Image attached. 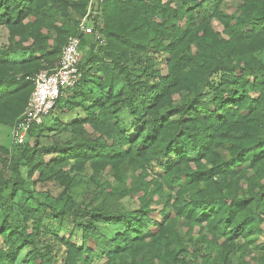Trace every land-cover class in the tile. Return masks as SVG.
I'll list each match as a JSON object with an SVG mask.
<instances>
[{
    "label": "trees",
    "instance_id": "obj_1",
    "mask_svg": "<svg viewBox=\"0 0 264 264\" xmlns=\"http://www.w3.org/2000/svg\"><path fill=\"white\" fill-rule=\"evenodd\" d=\"M90 1L0 0V26L9 32L0 46L1 125L13 128L21 119L32 77L58 64L71 34L80 36L81 51L92 40L80 70L83 77L91 69L101 91L84 93L79 81L50 111H82L70 124L77 141L40 146V122L28 132L33 146L16 143L12 151L0 144L1 183L26 190L25 167L35 186L59 188L62 203L31 196L14 204L0 193V264H233L232 255L264 237V61L256 55L264 52V0H241L232 13L223 0L94 1L103 43L77 29ZM58 16L76 25L67 38ZM19 53L28 58L14 61ZM120 80L127 90L114 94ZM183 93L186 102L174 105ZM87 124L97 135H87ZM88 165L93 183L108 171L115 183H102L92 201L103 198L93 207L77 204L71 193ZM131 195L139 206L125 209L118 200ZM12 207L17 224L7 212ZM66 220L74 226L62 234ZM257 248L255 264H264V243Z\"/></svg>",
    "mask_w": 264,
    "mask_h": 264
},
{
    "label": "rangeland",
    "instance_id": "obj_2",
    "mask_svg": "<svg viewBox=\"0 0 264 264\" xmlns=\"http://www.w3.org/2000/svg\"><path fill=\"white\" fill-rule=\"evenodd\" d=\"M96 3L99 4V2L101 3V0H94ZM241 0H223L222 1V7L223 9H225L226 11L232 13L235 12V10L238 7V4L240 3ZM93 2V6L96 4ZM97 5V4H96ZM101 11V9H100ZM72 17L74 20H76L78 18V16L73 12L72 13ZM72 18H64L63 16H58L57 21L58 24H66V30H67V34H66V38L70 35L71 32L75 31V27L76 25L74 24L73 20H70ZM101 22H103V15L101 16ZM213 27L215 28V30H217L218 32L222 33L223 31V26L221 25V23L217 20V19H213ZM50 43L53 46L55 44V37H56V31L55 30H47L46 31ZM67 40V39H66ZM95 40V39H94ZM95 42H97L95 40ZM9 43V32L7 30L6 27L4 26H0V46H4L7 45ZM92 40H90V38H87V42L86 45L84 47V49L82 48V54L84 55V60L87 59V57H89L90 55V48H91V44ZM96 44V43H95ZM100 43L96 44V49H95V54L98 53V49H100ZM257 57L259 59H261L262 61H264V52H258ZM28 56L25 53H19L17 57H13L14 61H22L27 59ZM57 61H55L56 63ZM54 63V64H55ZM44 66L48 67L50 66L48 63H45ZM157 68L161 69V73L163 75H165L167 73V70L165 67H160L159 64L156 65ZM94 72L98 75V76H102L101 73H99L96 68L94 69ZM84 76L81 78L80 80V86L83 89V92H96L97 94H100L101 91L99 89V86L95 84L94 82V78H93V72L91 71V69H87L86 72L84 71ZM127 90V86L124 80H120L118 82L115 83L114 88H113V92L114 94H119V93H124ZM188 99V94L183 93V94H175L174 95V105H179L183 102H186V100ZM142 104L143 107L146 106V103H140ZM78 111L81 113V115L79 117H83V113L82 111L79 109L76 111V113H78ZM75 113V114H76ZM54 114V116H53ZM73 115V113L69 112H63L61 110V108L57 107L55 109L54 112H50L46 117L42 118L41 123L39 124V126L36 127V130H40L41 127H45L44 130H42V135L40 137V146H52L55 143L58 144H65L67 142H75L78 140L77 136L73 133L72 130V125L71 122L73 119H75L76 115ZM122 119H123V127L124 128H128L129 124H128V119L129 114L127 112L126 109H124V111L121 114ZM57 118V119H55ZM60 121V122H59ZM59 123V124H58ZM87 128V135H97V132H95L93 130V128L87 124L85 125ZM13 128L9 127V126H5V125H1L0 124V144L5 146L7 149H11L12 151L14 150L15 147V142L13 139ZM130 134H134L133 131ZM35 138L33 137H26L25 142L28 143L29 146H33L35 144ZM225 153L226 150H223ZM52 155H45V158H47V160H49L51 158ZM248 165H245V167H247ZM110 171L108 172H103L102 174H100L97 177V182L93 183V181L91 180V171L89 169V165L87 166L86 170L77 175V177L75 178V182H74V186L71 190V193L74 195L76 203L81 205V206H89V207H93L94 205H97L101 202L103 197H99L96 200L92 201V199L94 198V196L96 194H101L102 192V183L104 184L105 182H110V184L113 186L114 183V178L110 177ZM21 174L22 177L25 178L26 180V184H25V188L26 190H15L13 187L12 183H1L0 182V193L3 194V196H6V198L10 199L14 204L22 201V200H27L30 199V197L32 196V198L34 197V199H38L40 202H50L51 204H54L55 206L60 207L62 205L61 202H56V195L58 194V192L60 191L59 188L57 187H52L51 185H34V181H35V177L33 178H29L27 175V169L25 167L21 168ZM5 176L7 179H9L11 177V171L7 170L5 171ZM128 176V174H127ZM128 182L132 181V177H128ZM100 182V183H99ZM110 188V187H108ZM107 188V190H108ZM29 192H32L31 194ZM119 204L122 205V207H124L125 209H135L139 206V202H138V195H131V196H127L124 198H121L120 200H118ZM161 209L160 205H154L153 209H151L153 216L157 215V217L159 216V210ZM170 213L172 212L171 209L169 210ZM7 212H9L12 215V220L15 224H17L18 222H20L21 217L19 216L16 208L12 207L11 210L10 208L7 210ZM4 219V214L0 212V222ZM74 226V223L72 220H66L65 221V225L62 228V234L66 233L68 234V232L70 231V229ZM69 228V229H68ZM103 228V227H102ZM104 231L107 232V228H103ZM199 230V226H196L194 229V233H197ZM222 242L223 238H220ZM239 242L243 243L245 242V239L240 238ZM264 243V237L259 238L257 241L251 243L250 245V249L246 250L245 252H239L238 254L232 255V260H233V264H255L256 262H258L260 255H262L261 250H259L257 248V246L260 243ZM28 251L25 250L22 253V259L24 257H26ZM242 253V254H241ZM212 258H214L215 256V252H212ZM201 258H199V260L197 261V264L200 263ZM20 264H22L20 262ZM98 264V263H96Z\"/></svg>",
    "mask_w": 264,
    "mask_h": 264
},
{
    "label": "built area",
    "instance_id": "obj_3",
    "mask_svg": "<svg viewBox=\"0 0 264 264\" xmlns=\"http://www.w3.org/2000/svg\"><path fill=\"white\" fill-rule=\"evenodd\" d=\"M91 0L86 15L78 25V31L91 35L103 43L104 36L96 26H102L100 9L93 6ZM82 62L81 38L71 34L55 67L43 69L32 77L34 89L21 119L13 127L15 143H24L33 124L40 123L42 118L56 105L57 99L63 92L76 85L82 78L80 65Z\"/></svg>",
    "mask_w": 264,
    "mask_h": 264
}]
</instances>
